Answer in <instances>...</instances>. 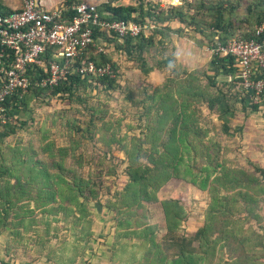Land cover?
Returning a JSON list of instances; mask_svg holds the SVG:
<instances>
[{"label":"trees","instance_id":"obj_1","mask_svg":"<svg viewBox=\"0 0 264 264\" xmlns=\"http://www.w3.org/2000/svg\"><path fill=\"white\" fill-rule=\"evenodd\" d=\"M131 1L128 4H104L103 8L108 11L107 15L103 14L99 8L98 10L103 18L147 22L152 25L147 36H126L119 45L127 53L135 52L138 56H142L145 49L155 44L157 33L161 37L166 36V31L171 28L164 23L171 20L178 21L210 38L217 36L216 39L221 42L232 37H252L254 26L264 20L260 9L261 4H256L252 9L256 11V24L250 32L236 35L233 34L232 22L226 20L224 16V6L220 1L185 0L184 4H181V1L178 4H168L164 10H159L162 8L158 9V2L153 0ZM70 2L71 0H67V3L70 4ZM9 10L10 8L0 4V14ZM65 12L71 15L69 7ZM205 15L210 16L206 18ZM207 28H210V33L204 32ZM181 30L177 28L176 31L181 32ZM215 31L219 34H215ZM103 34L104 32L95 30L94 38L101 37ZM91 48L93 47L90 46L89 50ZM53 52V47L46 48L39 59L28 66L27 75L30 79L28 90L22 98L15 93L5 100V114L17 112L26 103L30 93L38 95L49 91L52 95L67 96L72 99L73 96H77L79 90L86 89L91 86V83H96L103 88L118 87L114 63H111L105 54L99 52L96 54L89 52L88 58L96 64L110 62L114 76H90L73 71L57 85L41 87L39 81L45 76L44 67L48 65ZM212 61L218 70L225 71L227 77L231 76L230 81L242 94L236 83L237 68L234 57L216 56L212 58ZM41 62L44 66H41ZM163 67L172 68L169 58L164 59L162 66H156L157 69ZM171 82L172 78H168L163 84L166 91L162 92L157 88L151 95L147 94L143 98L139 119L145 118L147 131L142 138L132 136L130 145L121 146L127 160L124 170L127 184L120 200L121 204L131 207L141 206L143 202H157L159 189L173 178L197 184L200 189L208 190L210 197L204 213L203 225L192 236L177 233L183 219L179 200L173 198L160 200L166 225L164 240L168 241L169 247L176 249L172 256L173 260L179 264H263L261 261H264V233L254 231L252 237L254 241L249 248H246L245 239L250 236L238 234L235 225L245 220L258 223L261 220L259 204L264 196V180L260 175L264 176V168H255L251 172L219 162L217 143L211 138H208V141L205 140L207 135L199 126V108L197 107L199 102L211 105L213 99L200 88H194L193 83L182 86L176 82L177 87H174L175 90L172 93ZM154 97L157 100L153 110L154 116H152L151 107H146L143 101L146 98L154 99ZM263 103L264 97L252 107L256 110ZM93 118H95L94 114L90 116L89 121L93 122ZM68 125L69 129H75L66 133L68 145H56L53 140H50L35 147L31 141L25 145L11 146L6 143L5 138L15 132L14 125L12 120L4 124L0 123V182L3 177H12L15 180L12 187L16 188L17 192L25 191L24 194H26L25 197L24 195L18 197L15 192L12 198L9 195L0 194V232L13 228L10 217L14 220L19 218L17 220L19 223L26 217V230L40 223L50 224L52 219L50 215H60L59 217L64 219L73 217L76 222H79L88 214L89 203L101 201V196L97 193V187H99L97 182L103 183L104 173L114 174L116 164L105 171L100 168L93 179L81 175L79 168L67 167L65 162L69 159L81 165L82 152L77 151L80 138L86 135L84 132L88 133L86 137H92L89 130L76 126L74 122ZM111 140L118 143L121 141L115 137ZM143 144H147L148 147H144ZM4 149H7L9 154H6ZM186 151L190 153L189 160H185ZM105 152L110 154V150ZM198 159L205 160V163L197 165ZM7 160L9 163H6ZM65 172L71 181L68 180ZM255 172L260 175H256ZM5 189L8 191L9 187L5 186ZM25 201L26 210L22 212L17 209L14 212V209L23 207ZM104 205L108 208L112 206L113 211L120 209L116 208L115 204L111 205L110 201L105 202ZM236 205L243 212L242 216L235 215ZM14 232L18 233L17 230ZM194 241H197V245L193 244ZM153 243L159 260L165 259V256H168L167 253L158 248V243L155 241ZM222 248H225L226 257L223 255L216 257L217 251ZM249 252L252 253L249 254Z\"/></svg>","mask_w":264,"mask_h":264},{"label":"rangeland","instance_id":"obj_2","mask_svg":"<svg viewBox=\"0 0 264 264\" xmlns=\"http://www.w3.org/2000/svg\"><path fill=\"white\" fill-rule=\"evenodd\" d=\"M40 1L48 6L63 8H70L81 1H89L97 4L106 15L108 11L103 8L104 4L132 2L131 0H71L69 4L67 0ZM153 1L158 2V9L162 8L159 10H164L168 4H172L171 0ZM180 1L181 4L185 3V0H179V3ZM211 1L222 2L224 16L226 20L232 22L233 34L236 35L250 32L256 24V11L252 10L256 4H261L260 9L264 17V0ZM0 4L10 8L19 6L20 1L0 0ZM209 16L205 15L206 18ZM164 25L169 26L171 30L166 31L165 37L157 33L155 44L145 49L142 56L136 55L135 52L127 53L125 49L119 47L123 40L113 34L104 33L99 38V41L104 44V52L101 54H105L115 65L118 87L103 88L96 83H91V86L86 89L79 90L77 96H73L72 99L67 96L52 95L49 91L38 95L30 93L26 103L17 112L10 114L15 132L5 138V141L11 146L25 145L31 141L33 146L37 147L42 142L46 143L50 140H53L56 145H68L66 133L69 130L75 131L74 128L69 129L68 124L74 122L76 126L89 130L92 137H86L88 133L84 132L86 135L80 138L77 151L82 152L81 165L69 159L65 162L66 166L79 168L81 175L93 179L100 168L105 171L116 164L114 174L107 175L103 172V183L97 182L99 186L97 193L101 196V201L89 203L92 212L89 211L85 219L79 220V223L88 226L92 222L90 220L94 213L99 225L113 227L115 234L109 241L111 242V264H179L172 257L175 247H169L168 241L164 240L166 225L160 206L162 199H177L182 206L183 219L177 231L178 234L192 236L204 222V213L210 197L208 190H202L197 184L181 179L173 178L164 184L157 193L159 199L157 202H143L141 206L125 207V204H121L120 201L127 184L124 174L127 160L121 146L130 145L132 136L143 137L147 130L145 118L139 119L142 100L147 94L151 95L154 89L166 91L163 84L168 78H172L170 83L172 93H174V87H177L176 82L182 86L193 83L194 88H200L213 99L211 105L199 102L197 107L201 131L207 135L205 140L208 141V138H211L217 143L219 162L251 172L255 168H264V103L254 110L252 105L256 102L238 92L235 84L228 80L225 71H220L215 66L209 48L217 36L212 39L175 20L165 22ZM177 28H181V32L176 31ZM204 32L210 33L211 30L207 28ZM215 34H219L218 31H215ZM89 52L97 53L95 47ZM165 58H169L172 68L157 69L156 66H162ZM156 100L157 98L154 97V99L146 98L143 101L146 107H151L152 116H154ZM92 114L95 118L93 122H90ZM113 137L121 140L120 143L112 141ZM143 146L148 147L147 144ZM106 150H110L111 155L106 153ZM4 152L9 154L7 149H4ZM189 155L190 153L186 151L185 160L190 159ZM196 161L197 165L205 163L202 159ZM6 163L9 161L7 160ZM66 173L64 174L71 181ZM256 175L260 174L257 172ZM260 177L264 180V176L260 175ZM14 184V178L3 177L0 182V194L9 195L12 198V194L17 192L16 188L12 187ZM5 186L9 187L8 191ZM24 193L25 191L21 193L18 191L17 196L25 197ZM107 201L120 209L113 211L112 206L105 207L104 204ZM24 204L23 207L15 206L14 212L17 209L22 212L26 210V201ZM30 205L32 206V203ZM234 210L236 216H242L240 207L237 206ZM22 212L21 214L24 215ZM259 213L261 215L259 223L245 220L235 225L238 234L250 236L245 239L246 248H249L254 241L252 240L254 231L264 233V196L259 204ZM58 218L56 219L60 221L58 225H62L66 231L62 233L58 230L57 236L73 237L71 231L78 221L76 222L73 217ZM15 219L10 217L13 228L0 232V236L7 231L10 241L16 243L15 249L12 250L14 256L25 259L24 262H26V217L22 218L21 223L17 221L19 218ZM16 227L18 228L15 229ZM32 229L36 237L40 233L36 230L38 226ZM154 241L158 243L161 251L167 253L168 256H165V259L159 260ZM193 244L197 245V241ZM220 255L226 257L225 248L217 251L216 257ZM79 258L82 259V257ZM213 261L216 262L215 259ZM261 262L264 264L263 260Z\"/></svg>","mask_w":264,"mask_h":264},{"label":"built area","instance_id":"obj_3","mask_svg":"<svg viewBox=\"0 0 264 264\" xmlns=\"http://www.w3.org/2000/svg\"><path fill=\"white\" fill-rule=\"evenodd\" d=\"M19 6L0 14V123L12 120L5 114V100L27 92L30 79L28 66L36 62L46 48L53 47L51 59L44 67L39 85L53 87L68 73L77 71L90 76H114L110 62L96 64L88 58L90 46L104 52L95 30L126 36H147L149 23L103 18L95 3L81 1L70 7L71 15L62 6H48L40 0H19ZM173 4V3H172ZM213 57L232 56L237 68V86L243 95L259 102L264 97V20L253 28L249 38L232 37L224 42L216 39L209 48ZM44 66V63H40ZM232 78L228 75V80ZM0 264H6L0 260ZM79 264H87L81 262Z\"/></svg>","mask_w":264,"mask_h":264},{"label":"crops","instance_id":"obj_4","mask_svg":"<svg viewBox=\"0 0 264 264\" xmlns=\"http://www.w3.org/2000/svg\"><path fill=\"white\" fill-rule=\"evenodd\" d=\"M88 211L92 212L90 208ZM92 215L90 225L87 226L78 222L73 227L71 231L73 237H68L69 235L57 236L59 232L65 233L66 231V228L58 225L60 221L53 219L60 215H50L52 219L48 225L46 223L36 225V227L38 226L36 230L40 231L36 237L32 228L27 229L26 262H24L25 259L14 256L12 250L15 249L16 243L10 241L6 231L0 236V260L6 264H79L81 262L111 264V242L109 241L114 236L115 231L111 226L99 225L95 214ZM112 242L116 243L117 241Z\"/></svg>","mask_w":264,"mask_h":264},{"label":"clouds","instance_id":"obj_5","mask_svg":"<svg viewBox=\"0 0 264 264\" xmlns=\"http://www.w3.org/2000/svg\"><path fill=\"white\" fill-rule=\"evenodd\" d=\"M171 2H172L173 4H177V3H179V0H171Z\"/></svg>","mask_w":264,"mask_h":264}]
</instances>
